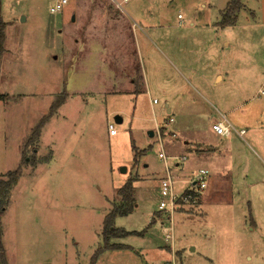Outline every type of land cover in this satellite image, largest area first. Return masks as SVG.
Masks as SVG:
<instances>
[{
    "label": "rangeland",
    "instance_id": "obj_1",
    "mask_svg": "<svg viewBox=\"0 0 264 264\" xmlns=\"http://www.w3.org/2000/svg\"><path fill=\"white\" fill-rule=\"evenodd\" d=\"M127 1L118 12L107 0H68L51 14L55 0H0V179L23 155L33 161L1 219L7 264H90L130 179L134 212L113 220L130 234L109 242L125 248L93 264H264V0H241L225 28L229 0ZM63 91L70 97L26 147ZM210 115L228 136L212 135ZM203 169V194L172 215L165 240L162 180L180 191Z\"/></svg>",
    "mask_w": 264,
    "mask_h": 264
},
{
    "label": "trees",
    "instance_id": "obj_2",
    "mask_svg": "<svg viewBox=\"0 0 264 264\" xmlns=\"http://www.w3.org/2000/svg\"><path fill=\"white\" fill-rule=\"evenodd\" d=\"M242 8L241 0H229L227 6L221 13V20L219 22V26L221 28L225 27H233L237 19V13ZM4 30L5 24L0 21V58L4 52ZM66 92L63 91L60 93L57 99H55L50 106L48 107V111L40 120L35 124V127L31 130L29 137L26 139V147L30 145H34V143L38 140L42 129L44 128V124L58 111L60 105L66 99ZM7 100V96L0 94V101L4 102ZM139 154V153H138ZM135 153V158L138 156ZM32 159L27 157H21L20 165L10 172H7L3 175L2 179H0V264H7L6 253L2 244V233H1V219L3 218V214L6 208V204L8 201V195L10 190L16 185L17 179L20 176L21 169L23 166H27L28 164L33 165ZM134 179L128 180L122 187L117 190V194L120 197V203L113 207L109 213L105 216L102 227H101V237H102V248H100L91 259L90 264H93L96 260L97 256L103 250L110 249H120L125 248L122 246H114L110 245L109 242L111 239H117L118 237H124L129 235L130 233L125 232L122 229H115L113 227V220L116 216L125 217L129 214L133 213L134 208L136 206L135 194H134Z\"/></svg>",
    "mask_w": 264,
    "mask_h": 264
},
{
    "label": "built area",
    "instance_id": "obj_3",
    "mask_svg": "<svg viewBox=\"0 0 264 264\" xmlns=\"http://www.w3.org/2000/svg\"><path fill=\"white\" fill-rule=\"evenodd\" d=\"M113 7L118 11L122 12L123 5L127 4V0H107ZM68 4V0H55L54 4L49 8L51 14H58L64 5ZM152 103H155L153 101ZM171 119H169V122ZM211 131L217 137H226L232 131V128L226 121L215 120L211 122ZM107 132L109 136H114L115 130L112 125L107 126ZM238 134H243V131H239ZM158 158L167 159L163 156L162 152L158 154ZM176 161H180L178 158H171ZM184 161V158L181 159ZM178 166V164H176ZM209 174L206 170H199L195 173H192L191 177L186 180L182 190H175L177 181H175L170 175L162 180L159 187V195L161 197L158 204V211L165 212V215H169L167 219L170 222L169 227L165 230V240H170L172 238V215L179 212L182 209H185L187 206L194 203L197 197L203 194V190L206 188L207 179Z\"/></svg>",
    "mask_w": 264,
    "mask_h": 264
},
{
    "label": "crops",
    "instance_id": "obj_4",
    "mask_svg": "<svg viewBox=\"0 0 264 264\" xmlns=\"http://www.w3.org/2000/svg\"><path fill=\"white\" fill-rule=\"evenodd\" d=\"M73 22H74V21H73ZM77 42H78V39L74 40V44H76ZM218 79L221 80V76H220L219 74H217V75L215 76V81H218ZM126 80H127V79L124 80L125 83H126V84L128 83V84H129V87H130L131 89H133V90L136 89V88L134 87V86H135V80H134V79H129V80H127V81H126ZM78 94H80V92L75 93V95H74V96H75V99L78 98V97H77ZM8 97H9V95H8ZM69 97H70V96H68V97L65 99V101H66ZM73 98H74V97H73ZM65 101H64V102H65ZM64 102H63V103H64ZM63 103H62L61 105H63ZM61 105H60V107H61ZM60 107H59V109H60ZM167 112H169V110H167ZM51 118H52V117H51ZM51 118H50V119H51ZM50 119H49V120H50ZM208 120H209L210 123H211L212 121H215V120H218V119L215 118V117H212V115H210V116L208 117ZM47 122H48V121H47ZM47 122H46V123H47ZM46 123H45V124H46ZM45 124H44V125H45ZM44 127H45V126H44ZM43 129H44V128H43ZM43 129H42V130H43ZM240 131H243V130L241 129ZM41 132H42V131H41ZM212 135H214V134L212 133ZM214 136H215V135H214ZM40 137H41V133H40ZM112 137H113V136H112ZM215 137H217V136H215ZM219 137H220V136H219ZM219 137H217V138H219ZM38 142H39V141H38ZM175 166H177V165H175ZM134 194H135V191H134ZM135 196H136V194H135ZM135 207H136V206H135Z\"/></svg>",
    "mask_w": 264,
    "mask_h": 264
},
{
    "label": "water",
    "instance_id": "obj_5",
    "mask_svg": "<svg viewBox=\"0 0 264 264\" xmlns=\"http://www.w3.org/2000/svg\"><path fill=\"white\" fill-rule=\"evenodd\" d=\"M71 20L74 21L73 18ZM114 122L115 123H120L121 122V119L118 116H115L114 117ZM149 135L152 136V133H150ZM121 172L124 173L125 172V169H122Z\"/></svg>",
    "mask_w": 264,
    "mask_h": 264
}]
</instances>
